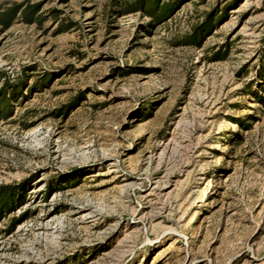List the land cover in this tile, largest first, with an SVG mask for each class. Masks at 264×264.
Segmentation results:
<instances>
[{
	"label": "rangeland",
	"instance_id": "1",
	"mask_svg": "<svg viewBox=\"0 0 264 264\" xmlns=\"http://www.w3.org/2000/svg\"><path fill=\"white\" fill-rule=\"evenodd\" d=\"M125 1H0V264H264V0Z\"/></svg>",
	"mask_w": 264,
	"mask_h": 264
},
{
	"label": "trees",
	"instance_id": "2",
	"mask_svg": "<svg viewBox=\"0 0 264 264\" xmlns=\"http://www.w3.org/2000/svg\"><path fill=\"white\" fill-rule=\"evenodd\" d=\"M141 2H143V4ZM123 5L125 7L124 9L126 10L136 9L137 7L145 9L147 14H150L155 18V21H160L167 17V15H169L174 9V2L168 1L160 4V0H127ZM17 13V7H11L7 9L6 11L2 12V14H0V22H2L5 26H9L16 17ZM33 14L34 10L32 9L26 12V19L32 21L34 18ZM215 20L216 19L212 15L206 20V22L196 25L193 30L183 38L182 43L195 46L202 45L203 41L209 35ZM8 194L9 193H6V190L0 191V205L2 203V207L0 206V215H4L6 206L9 203L8 200L5 199L10 195ZM13 199L14 197L11 196L10 202H12Z\"/></svg>",
	"mask_w": 264,
	"mask_h": 264
}]
</instances>
